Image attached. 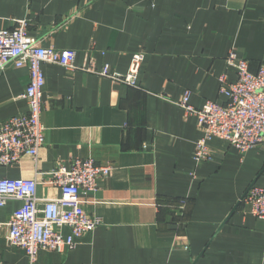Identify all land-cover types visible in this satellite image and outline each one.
<instances>
[{
  "label": "crops",
  "instance_id": "crops-1",
  "mask_svg": "<svg viewBox=\"0 0 264 264\" xmlns=\"http://www.w3.org/2000/svg\"><path fill=\"white\" fill-rule=\"evenodd\" d=\"M28 21L44 48L75 52L71 71L41 65L40 121L44 143L37 161L0 167V179H35L38 198H57L51 172L74 159L110 167L86 197L99 225L63 252L39 250L33 264H264V222L240 199L264 186V145L244 154L219 140L216 161L195 165L200 131L178 103L224 104L219 77L230 50L264 65V0H0V29ZM143 54L136 86L81 68L126 75ZM26 67L0 73V123L27 111L21 96ZM21 203L0 208L7 223ZM69 234L68 228L61 230ZM0 229V262L29 264Z\"/></svg>",
  "mask_w": 264,
  "mask_h": 264
},
{
  "label": "built area",
  "instance_id": "built-area-1",
  "mask_svg": "<svg viewBox=\"0 0 264 264\" xmlns=\"http://www.w3.org/2000/svg\"><path fill=\"white\" fill-rule=\"evenodd\" d=\"M75 52L55 50L38 45L28 34V21H18L12 29H0V73L8 67L28 69L29 80L21 96L27 111L0 123V167L19 163L22 157L37 161L44 143V127L40 121L41 95L44 77L41 65H56L75 71ZM143 54H134L126 75L116 74L108 67L100 70L81 68L88 73L113 82L136 86ZM226 66L235 74L229 83L225 74L219 77L218 94L224 104L207 101L200 108L189 104V93L176 103L184 117L194 118L200 137L194 143L192 160L195 165L216 161L209 144L219 140L244 154L264 145V65L250 70L249 61L230 50ZM110 167L97 166L92 159H74L68 165H58L52 172V184L60 190L57 198H38L35 179H0V208L10 201L21 203L7 223L8 245L20 248L29 264L36 261L39 250L63 252L94 231L100 221L84 209L86 197L97 189V180L110 173ZM240 202L249 213L264 222V186H251ZM68 236H62V228ZM0 264H4L1 263Z\"/></svg>",
  "mask_w": 264,
  "mask_h": 264
},
{
  "label": "rangeland",
  "instance_id": "rangeland-1",
  "mask_svg": "<svg viewBox=\"0 0 264 264\" xmlns=\"http://www.w3.org/2000/svg\"><path fill=\"white\" fill-rule=\"evenodd\" d=\"M246 192H247V191H246ZM246 192H245V193H246ZM239 202H240V201H239ZM240 204H241V202H240Z\"/></svg>",
  "mask_w": 264,
  "mask_h": 264
},
{
  "label": "water",
  "instance_id": "water-1",
  "mask_svg": "<svg viewBox=\"0 0 264 264\" xmlns=\"http://www.w3.org/2000/svg\"><path fill=\"white\" fill-rule=\"evenodd\" d=\"M252 186V185H251Z\"/></svg>",
  "mask_w": 264,
  "mask_h": 264
}]
</instances>
